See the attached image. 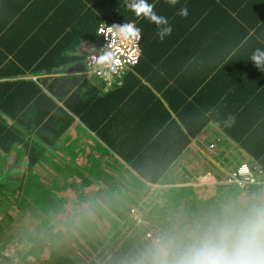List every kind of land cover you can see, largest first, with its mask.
Masks as SVG:
<instances>
[{
    "label": "crops",
    "instance_id": "0c3cea01",
    "mask_svg": "<svg viewBox=\"0 0 264 264\" xmlns=\"http://www.w3.org/2000/svg\"><path fill=\"white\" fill-rule=\"evenodd\" d=\"M131 2L132 0H0V155L5 154L6 157L5 160L3 157L0 159V180L4 177L9 181L15 179L18 186L21 185L18 191H29L34 196L42 191L43 195L48 194L44 191H53L55 187L58 196L62 193L60 191H71L70 198L64 201L59 196L58 202L66 205L68 201L69 208L73 203L77 204L75 191H121L128 192L129 197H134L129 191L134 194L136 191H162L163 195H185L192 192L196 200H214L213 205L216 201L231 213L248 212L249 203L251 207L257 206L254 198L258 194L253 191H240L237 194V191H229L230 187H226L227 191H214V188L240 163L245 161L252 166L258 165L239 140L230 137L226 131L245 128L256 114L264 115V107L258 104L239 108L240 97L234 95L232 99L227 84L232 86L237 82L245 68L237 72L229 66L235 60L248 61L257 48L248 40L254 34L256 19L248 20L251 26L247 24L242 28L243 21L239 18L244 11H250L252 7L255 9L254 2L264 8V0H178L174 6L167 0H146L154 5L153 11L158 16L166 17L172 26L171 35L166 36L163 41L157 36L158 29L154 22L143 15L137 17L127 6ZM110 4L115 5L122 13L130 12L132 18H115L116 10L112 11V16L107 15ZM22 5L24 8L28 5L31 7L34 23L31 21L32 24H28L21 20L18 10ZM182 7L188 9L186 17L179 15ZM36 13L37 16L34 17ZM252 16H248L249 19ZM213 18L215 21L219 20V25L215 29H207L208 21ZM100 19L112 24H136L135 20H139V25H136L141 29V64L150 72L148 78L155 72L158 76L155 78L156 83L165 88L164 93L168 98H185L177 107L178 112L169 108L176 122L182 123L180 115H186V101H193L195 105L197 100L211 103L215 107L213 113H228L217 117L209 113L203 126H195L197 134L190 136L184 150L173 158L155 183L147 182L139 176L95 133L94 128L81 123L46 87V84L56 85L65 81L76 84L72 88L73 92L80 88L79 96L83 100L89 98V102H97L93 106V117L97 116L94 124L100 131H124L127 125L134 130H153L150 118L137 122L138 115L142 116L146 110L142 103L137 101L136 112L131 114L128 111V117L123 111L125 101L131 99L132 91L140 86L147 98L154 94L167 104L153 86L152 80L138 73L128 75L136 85L125 86V91L118 92L119 95H107L116 99L112 103L101 100L109 90L104 82L88 76L85 72L86 56L99 44L95 21ZM81 29L88 33L91 31V34L85 40L74 42L75 34ZM51 37L54 39L51 40ZM62 37L67 43L59 52L63 54H50L54 42H59ZM212 40L215 43L220 41L219 47L224 45L220 52L219 65H214L217 60H213V52L216 51L218 43H211ZM236 51L238 55L234 57ZM215 75L217 78H212ZM208 82H211V89L199 95L200 89L205 88ZM170 85L171 88H166ZM67 93L69 95L71 91ZM136 98L139 99L138 94ZM71 102L78 104L77 100ZM2 106L10 109L9 113L3 112ZM65 112L69 114L65 129L57 137H53L55 140L52 139V145L38 137L37 132L42 131V125L49 117L51 133L57 125L58 132ZM108 114H113L114 117L104 119ZM151 115L153 114L149 116ZM41 117L43 118L40 119ZM224 119L231 122L225 126L220 122ZM210 143L215 144L213 148H209ZM256 175V183L264 185V174ZM79 181L82 182L81 186L78 185ZM185 185H193L194 188L192 191H181L180 187ZM206 187L210 191H204ZM0 189L16 191L15 185L10 183H0ZM119 195V200H127L119 203H130L129 198L120 199L123 195ZM239 196L245 201L239 202ZM134 201L137 202L133 204L136 207L139 203L135 199ZM40 202L34 203L35 208ZM49 206H52L51 202ZM111 206L115 210L123 209L120 204L113 203ZM229 210L226 213H230ZM86 223L89 226L92 221L86 218Z\"/></svg>",
    "mask_w": 264,
    "mask_h": 264
},
{
    "label": "trees",
    "instance_id": "16d2710c",
    "mask_svg": "<svg viewBox=\"0 0 264 264\" xmlns=\"http://www.w3.org/2000/svg\"><path fill=\"white\" fill-rule=\"evenodd\" d=\"M255 6V9L252 7V10L250 11H244L242 15L240 16L239 20L243 21V27H245L247 24H250L248 20L256 19L257 23L255 24L254 34L252 33L251 36L248 37L249 42L252 45H255L257 48H260L261 50H264V29H263V21H264V8L260 7L257 2L253 3ZM252 4V6H253ZM261 6H263L261 4ZM262 8V9H261ZM261 9V10H260ZM115 11V18L117 17H126L132 18L131 13L128 12L127 14L120 12V10L116 9V6L113 4L108 5V14L112 16V11ZM21 20L26 23H31L33 12H31V7L26 6L24 8V5L20 7L18 10ZM251 13V14H250ZM253 15L250 19L248 16ZM37 16V13L34 17ZM101 20V21H100ZM98 21H95V29L96 26L102 21L100 19ZM219 21V20H218ZM218 21H215V19H211L208 21L207 29H215L219 24ZM136 24L139 25V20H135ZM238 22V21H237ZM34 23V19L32 21ZM31 23V24H32ZM98 23V24H97ZM135 24V25H136ZM136 25V26H137ZM138 27V26H137ZM85 31V32H83ZM91 34V31L88 33V31L81 29L79 32H77L74 36V42L80 41L81 39L87 38L88 35ZM92 37V36H90ZM89 37V38H90ZM54 39L51 37V40ZM142 39V37H141ZM47 42V41H46ZM73 42V43H74ZM218 41V47H216V51L213 52V60H217L214 65H219L218 61H220V52L223 49L224 45L219 47ZM211 43H215L214 40L211 41ZM215 43V44H217ZM67 43L64 41V37L57 42H54V48L51 49L50 54L52 55H58L63 54L59 53L62 51L61 49L65 47ZM237 44V42H236ZM214 45V44H213ZM140 48H141V55L142 54V44L140 40ZM238 52H235L234 57H237ZM252 55V53H251ZM250 55V57H251ZM140 56V59L135 65L128 66L124 69V72L122 73L121 77L115 78L116 83H114L110 88L104 89L108 90L105 93V96L101 98V100H107L112 103L116 101L114 97H108L109 94H115L119 95V93L125 91V86H135L136 84L130 80V76L134 73H138L140 75L145 76L148 78V75L150 72H148L144 66L141 64L143 62V58ZM233 70H241L243 67V73L240 76V79L235 82L232 86L228 83L227 89H229V95L233 99L234 95L240 97V107L243 108L244 106L248 108L249 106H257L258 104L260 107H264V71L257 68L254 63L251 61V59L248 58V61H240L235 60L234 63L229 66ZM220 69V68H219ZM135 71V72H134ZM152 77H149V80H152L153 86L158 89V91L161 93L164 100H166L167 104L163 103L159 97L155 96L154 94H151V98H147L144 95L143 87H138L137 90L132 91L131 99H128L125 101L123 106V111L125 116L128 117V111L132 114L136 112L137 107V101L142 103L145 107V112H143V115H138L137 122L145 121V119L150 118V121L153 124V130L147 131V130H134V128L129 129V125L125 126L126 128L124 131H108L98 129V127H95L94 121L97 118L93 117L95 114V111L93 110V106L97 103H91L89 102V98L83 100L82 96H79V90L76 92L72 91V88L75 87L73 83H69L68 81H65V83L62 84H46V87L49 92H52L55 97H58L60 101H62L63 105L73 112L75 116L79 118V121L81 123H85L87 126H89L91 129H95V133L102 138L105 142L108 143L109 147L116 152L121 158L124 159L125 162L129 164L131 168H133L139 176H141L144 180L150 183H155L159 180V178L164 174L165 169L169 166L170 162H172L173 158L178 156L182 150H184L186 144H188L190 140V136H193L197 134L198 130L195 129L196 127L203 126L208 119V114L212 113L211 116L217 117L219 115H227L228 113L225 111L219 112V113H213L215 111V107L211 105V103H204L199 102L196 98L197 105L194 104L193 101H186L185 102V113L186 115H180V120H182V123L176 122L174 117L171 115L169 108L172 111L178 112L177 107L182 104L185 101L184 96L180 97L179 99L168 98L164 93V87L160 86L161 84H157L155 78H158L155 72L151 73ZM217 78V76H212V78ZM105 84V83H104ZM172 85L167 86L166 88H171ZM103 88V86H102ZM211 89V82L207 83V86L205 88L200 89L199 95L205 94L206 91H209ZM71 91V93L68 95L67 92ZM191 93V90H189ZM186 91V92H189ZM119 92V93H118ZM151 93V92H150ZM137 94L139 95V99H137ZM81 95V94H80ZM64 96V97H63ZM68 96V97H67ZM75 96V98H74ZM71 99V100H70ZM82 99V101H81ZM78 101L77 105H74L71 101ZM82 105L85 107H82ZM238 103L236 108H238ZM3 112L9 113L8 108L2 106ZM160 111H164L163 113ZM261 112L262 109H259ZM264 111V109H263ZM150 114H153L149 116ZM177 114V113H176ZM234 114V112H233ZM202 115V117H201ZM178 116V115H177ZM66 117H69V114L65 112V117L59 123V131L57 132L58 125L55 126V130L53 133H51V127H50V120L51 117H49L48 121L45 122L44 125H42L41 130L38 131V137L43 138L45 142H48V144L52 145V139L55 140L53 137H57L62 130L65 129L66 126ZM114 115L112 116L105 115V118L112 119ZM231 117V116H229ZM41 117L40 119H42ZM54 118V117H53ZM134 120V119H131ZM231 120V119H229ZM233 120V119H232ZM136 121V119H135ZM201 122L198 124V122ZM39 122V120H38ZM223 125H227L228 122L226 119L220 121ZM108 128V126L106 127ZM227 129V128H226ZM227 134L232 137L233 139L239 140V142L243 145L244 150H246L258 163L260 167L264 169V115L263 113L256 114L253 119L248 122L245 126V128L238 127L237 130L229 131L227 129ZM52 134V135H51ZM52 136V137H51ZM118 137V138H117ZM248 163V162H247ZM0 183L2 184V180H0ZM82 182L79 181V184L81 186ZM253 184L259 185L257 183H250L247 185V191L251 192V186ZM229 191H240L238 185H229ZM260 186V185H259ZM182 188L181 191H192L194 186L192 185H185L180 187ZM1 190V189H0ZM62 193H65L66 196L70 198L71 191H60ZM69 192V193H68ZM118 193V191H115ZM146 193L147 191H139L140 194ZM3 195L6 196L4 191H0ZM44 193L50 194V191H44ZM138 193V192H137ZM159 193L158 191L153 192L154 195ZM183 193V192H182ZM71 194V195H70ZM162 194V192H161ZM192 192L185 195H178V194H168L164 195L165 202H162L163 204H153L151 207V204H145L147 208L151 207L152 212L156 214V216L160 219V225L162 227H172L171 225H175V228H179V230L183 228H188L191 225L196 224V222L200 224H205L208 221V218H216L218 216H221L224 214L225 209L221 207L218 202L215 201L214 208H210L207 205L202 208V213H197V209L194 207V195L192 196ZM75 196L77 200L76 206H72L71 208H75V217H85L88 220H91L93 223L96 224L98 227L99 232H102V235L104 233H109V231L112 232L110 240H115L117 236L122 235L125 236L123 240V247L119 250L120 253H124L130 245H133L134 242H137L140 238L141 233L144 231L145 226L141 223H138L136 225L135 223H132L129 226H126V228L121 229L120 226L126 225V222L131 221L129 218H126V213H122L119 209H114L111 205L113 203L120 204L116 198L111 197L109 191H75ZM192 196V197H191ZM187 198V200H192L191 202H187L188 206L190 207V204L192 203V207L189 209L190 213V219L189 217L183 221L179 217L177 218L174 213H176V207L173 208V206H178L180 202H182L184 198ZM62 198V197H61ZM64 199V198H62ZM67 200V199H66ZM182 200V201H181ZM43 201V200H42ZM65 201V199H64ZM154 202V199H153ZM175 202V203H173ZM63 204V203H60ZM101 204H104V207L108 205V208L101 207ZM208 204V202H207ZM121 205V204H120ZM201 205V204H200ZM209 205V204H208ZM249 208H252L250 203L248 204ZM100 210H97V209ZM243 209V207H242ZM105 210V211H104ZM213 211L211 213L210 211ZM63 211L65 212L66 209ZM194 211V221H191L192 219V212ZM210 212L208 214L207 212ZM177 214H179L177 212ZM111 222V223H110ZM117 228L115 229V227ZM115 229V230H114ZM78 230V229H77ZM129 230V232H128ZM79 231V230H78ZM104 232V233H103ZM110 232V233H111ZM177 233V230H175ZM169 234V233H168ZM172 234V233H171ZM181 234V232H180ZM94 240V239H93ZM92 242L86 241L87 245H89L96 249V246L94 244L97 243V240L95 239ZM178 255L176 252H173V255L168 258V261L171 262L173 257ZM114 257V256H112ZM57 259H60V256H58ZM159 264H162L160 262Z\"/></svg>",
    "mask_w": 264,
    "mask_h": 264
},
{
    "label": "rangeland",
    "instance_id": "374dc122",
    "mask_svg": "<svg viewBox=\"0 0 264 264\" xmlns=\"http://www.w3.org/2000/svg\"><path fill=\"white\" fill-rule=\"evenodd\" d=\"M4 155H0V159L3 157L5 160ZM6 178L4 177L2 183L15 185L16 191H4L6 196L0 193V264H159L164 259L163 254L167 253V257H171L173 252L180 254L187 249L195 242L212 219L209 217V222L201 226L197 225L198 222H196V224L181 230L179 228L174 229L175 225L165 228L159 224L160 219L152 212L151 208L153 204L165 202V197L161 194L162 191H158L159 193L156 195L153 194L155 191H147V193L143 192L142 194L139 191L138 193L136 191V194L129 191L134 197H129L128 192L118 191L116 193L115 191H109L111 197L116 198L118 202L127 201L119 200L118 195L120 193L123 195V198L120 197V199H130L129 204L120 203L123 206L122 213H126V218L131 220L126 222V225L120 226L121 229L132 223L136 225L141 223L145 226L138 241L130 245L123 254H119L125 236L121 233L115 240H110L112 239L110 237L111 231L109 233L103 232L104 235H102V232H99L98 227L93 222L91 223L93 226L90 223L88 226L85 217H75L77 215L74 212L75 208H69L68 201L66 205L58 203L60 202L59 196L64 199L69 198L65 193H60L58 196L55 187L49 195H43L42 191L39 195L34 196L29 194V191H18L21 185L18 186L17 180L9 181ZM224 181L226 180L223 179L220 185L216 189L214 188V191H227L226 187L230 186ZM237 188L247 193V190ZM203 190L210 191L207 187ZM240 191H237V194ZM251 191L259 195L254 198L255 203L257 202V206L256 204L255 206L260 207L262 202L264 205V185L253 184ZM37 197L38 199L35 201ZM50 198L52 201H49ZM187 198L182 199L183 201L181 200L182 202L178 206H173V208L176 207V211L179 213L174 214L183 221L188 217L190 219L189 209L193 203L189 207L187 202L192 200H187ZM134 199L139 203L136 207L133 206V204H137ZM196 199L194 197L195 206L193 207L194 210L198 208L197 213H202L201 209L206 205L210 208L215 206L213 205L214 200L201 201L199 199L198 201ZM71 200H73V197ZM39 201L41 202L35 208L34 203ZM238 201L244 202L245 200L242 196H239ZM50 202L52 206H49ZM145 204H151V207L147 208ZM72 206H76V202ZM101 207L106 209L104 204H101ZM63 209H66V211L64 212ZM227 210L229 209H226L224 214ZM213 211L210 212L213 213ZM210 212L207 213L210 214ZM232 213L238 214L237 211ZM194 215L193 211L191 221H194ZM175 230H177V233ZM145 233H147L146 236ZM93 239H96L99 243L97 245L94 242L96 249L86 243V241L92 242ZM58 256H60V259H57Z\"/></svg>",
    "mask_w": 264,
    "mask_h": 264
},
{
    "label": "clouds",
    "instance_id": "9594fccd",
    "mask_svg": "<svg viewBox=\"0 0 264 264\" xmlns=\"http://www.w3.org/2000/svg\"><path fill=\"white\" fill-rule=\"evenodd\" d=\"M167 2L174 6L178 0ZM127 6L137 17L143 15L157 25V36L161 41L171 35L172 26L166 17L158 16L153 11L154 5L147 3L146 0H132ZM179 15L186 17L188 9L182 7ZM134 24L130 22L114 24L113 35L125 41H139L141 29ZM104 31L100 30L103 34ZM108 31L113 30L109 28ZM118 51L121 50L105 51L96 58V63L119 64L117 63L119 60L115 59ZM250 59L257 68L264 71V50L256 48ZM163 256L162 264H169L167 253ZM171 264H264V206L252 207L243 214L225 213L214 218L194 243L173 257Z\"/></svg>",
    "mask_w": 264,
    "mask_h": 264
},
{
    "label": "built area",
    "instance_id": "2783aa9c",
    "mask_svg": "<svg viewBox=\"0 0 264 264\" xmlns=\"http://www.w3.org/2000/svg\"><path fill=\"white\" fill-rule=\"evenodd\" d=\"M109 28H112L113 31L109 32ZM101 29L105 30L104 34L100 32ZM114 32V24L100 22L96 28V34L99 40V44L97 45L98 47L95 50H92L86 56L85 72L88 74V76H94L101 79L105 83L106 87H111L114 83H116L115 78L121 77L124 69L128 66L135 65L141 56V38L139 41H125L117 36H114ZM116 49L121 50L117 52L115 57V59L120 61L119 64H113L111 62H105L104 64L96 63V58L99 55L103 54L105 51H115ZM214 145V143H210L209 148H213ZM256 173L264 174V170L259 166H252L247 162H242L234 171H231L229 174H227L224 179L226 181L224 182L227 185L236 184L241 188L248 190L247 185L257 182Z\"/></svg>",
    "mask_w": 264,
    "mask_h": 264
},
{
    "label": "snow or ice",
    "instance_id": "6c2138e0",
    "mask_svg": "<svg viewBox=\"0 0 264 264\" xmlns=\"http://www.w3.org/2000/svg\"><path fill=\"white\" fill-rule=\"evenodd\" d=\"M120 61H117V63H119Z\"/></svg>",
    "mask_w": 264,
    "mask_h": 264
}]
</instances>
